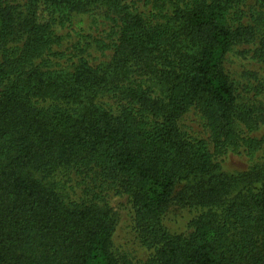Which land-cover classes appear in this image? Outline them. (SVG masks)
<instances>
[{"label": "trees", "instance_id": "trees-1", "mask_svg": "<svg viewBox=\"0 0 264 264\" xmlns=\"http://www.w3.org/2000/svg\"><path fill=\"white\" fill-rule=\"evenodd\" d=\"M0 264H264V0H0Z\"/></svg>", "mask_w": 264, "mask_h": 264}, {"label": "rangeland", "instance_id": "rangeland-1", "mask_svg": "<svg viewBox=\"0 0 264 264\" xmlns=\"http://www.w3.org/2000/svg\"><path fill=\"white\" fill-rule=\"evenodd\" d=\"M244 167L243 160L238 156H233L227 163V170H237ZM186 182L179 185V194L185 187ZM113 207L116 213L117 227L115 240L119 246L138 251L142 256L148 254V249L141 246L133 231L131 217V207L128 198L124 195H118L113 198ZM200 208L193 203V199L186 193L185 198L176 195L166 214V223L173 230L178 232H188L191 229L193 218L199 213Z\"/></svg>", "mask_w": 264, "mask_h": 264}]
</instances>
